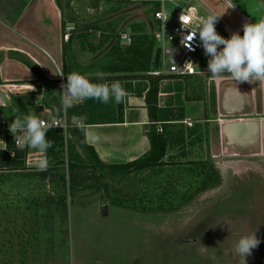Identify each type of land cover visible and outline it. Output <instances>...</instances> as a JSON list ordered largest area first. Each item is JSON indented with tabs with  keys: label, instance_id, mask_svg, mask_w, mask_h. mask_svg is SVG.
<instances>
[{
	"label": "rangeland",
	"instance_id": "rangeland-1",
	"mask_svg": "<svg viewBox=\"0 0 264 264\" xmlns=\"http://www.w3.org/2000/svg\"><path fill=\"white\" fill-rule=\"evenodd\" d=\"M229 1L253 23L264 18L258 0ZM191 4L203 17L219 16L216 31L224 38L230 36L224 25L232 26L237 18L221 1L194 0ZM163 7L170 12L176 9L170 2ZM67 27L73 30V25L65 24L63 34ZM145 43L141 39L136 46L142 48ZM165 44L171 42L166 39ZM153 50L154 46L151 61L155 63ZM207 61L201 59L196 65L207 66ZM201 76L162 82V90L171 89L162 96V109L177 118L183 111L189 118L185 124L175 120L171 129L183 130L185 141L169 144L159 166L113 170L110 176L75 147V140L72 144L68 140L67 147L62 146L64 163L40 170L37 164L25 165L28 147L10 149L11 156L25 150L24 166L16 172H0V264H80L82 260L87 264H264V115H232L241 111L234 108H241L242 91L248 98H256L264 81L236 84L227 73L213 76V80H209L212 75ZM203 90L208 98L199 97ZM59 99L62 105L60 93ZM204 99L215 120L197 124L198 112L208 116ZM1 111L0 118H23L28 112L14 99ZM32 112L38 119L49 116ZM238 119L260 124L258 135L251 130L246 138L241 135V145L236 142L239 137L234 140L235 135L230 138L221 129ZM44 159L47 161L46 153ZM68 161L75 165L70 172ZM118 206L136 210L135 229L127 220L108 228L107 220L101 219L96 225V218L88 222L90 217L84 213L85 208L103 214L111 211L108 217L113 221ZM146 209L151 210L150 215L143 216ZM143 224L145 231L139 230ZM252 232L260 243L244 259L236 255L235 244Z\"/></svg>",
	"mask_w": 264,
	"mask_h": 264
},
{
	"label": "crops",
	"instance_id": "crops-1",
	"mask_svg": "<svg viewBox=\"0 0 264 264\" xmlns=\"http://www.w3.org/2000/svg\"><path fill=\"white\" fill-rule=\"evenodd\" d=\"M219 1L237 18V22L232 26L226 25L229 28H235L240 22L239 15H245L229 0ZM258 1L264 9V0ZM246 23H253V20L246 17ZM65 24L73 25V30H70L67 39H63V25ZM154 25L151 6L142 1L0 0V87L34 82L42 84L41 93L38 95H13L7 90L0 89L9 100V106L14 99L16 105L28 110L27 115H31V113L34 115L32 112L34 110V113L41 111L49 116H58L64 111L71 127L84 126L86 146L94 152L92 163L103 171V166H98L97 162L104 166H113L112 170L120 171L121 168L117 166L131 162L149 150L146 131L150 124L153 123L155 127L156 125L162 126L161 122H151L149 118L144 100L146 89L141 94H137V89H135L139 84L147 85L148 79L131 77L135 75L149 76L146 75V72H149L153 67L150 66V70L146 72L134 71L136 67L129 62L133 58L134 48L138 41L147 38V43H145L147 45L144 44L140 48L144 51L143 61L145 63L146 48H148L149 39L153 38L151 30ZM241 32L242 29L239 34ZM121 33L129 34L130 41L123 42L119 38ZM137 36L138 38H136ZM135 40L136 43L132 49H128L129 43ZM113 70L117 72H113ZM119 70L125 71L119 72ZM58 71L65 76V82L66 76L73 72L85 75L89 79L97 78V74L102 73L103 78H106L103 81L104 84L118 81L124 89L125 95L119 104L114 103L111 99L108 104H102L95 100L96 107L87 114L79 113L83 101H75L72 107L65 111L59 101V93L61 97L62 93L54 88V80ZM118 76H126V78L117 79ZM195 76L199 79L203 78L201 75ZM39 77L42 79L40 80ZM191 77L194 76H188V78ZM170 79L177 78H161L156 107H164L162 106V96L170 94L171 89L162 90V82ZM202 82L206 86L205 81ZM36 96L42 97L40 101L33 99ZM202 96L208 98V94L206 95L204 90L199 97ZM241 101L244 100L241 99ZM204 102L207 109L205 113L208 116L204 118V114L198 112V116H195L197 124L203 121L210 124L215 120L210 116L211 111L206 99ZM186 114L183 112V117L178 124L186 123L185 120L189 118ZM200 114L201 116H199ZM120 115H122V122L83 124L87 117L104 121H118ZM70 129L63 136L65 148L68 145V140L70 144L75 140ZM75 147H79L80 151H83L80 145L75 144ZM229 147L232 146L229 145ZM87 154L89 155V153ZM58 191H56L57 195L60 194L57 193ZM146 210L142 211L143 216L150 215L148 211L151 210ZM110 212L106 211L103 214V212L99 213L98 209L94 211L84 209V213L90 217H88V222L91 217H95L96 225L100 224L101 219L103 222L107 220L105 224L108 228L113 224L118 225L127 220V225L131 224L132 229L136 228L135 209L119 208L118 206L114 210L117 219L113 221L108 217ZM145 226V224L139 225V230L145 231ZM134 238L135 236L132 235L131 240ZM80 264L87 263L82 260ZM96 264L110 263L97 261Z\"/></svg>",
	"mask_w": 264,
	"mask_h": 264
},
{
	"label": "clouds",
	"instance_id": "clouds-1",
	"mask_svg": "<svg viewBox=\"0 0 264 264\" xmlns=\"http://www.w3.org/2000/svg\"><path fill=\"white\" fill-rule=\"evenodd\" d=\"M219 16L214 14L203 17L199 21L196 31L190 32L184 38L187 43L191 41L198 31L200 45L204 54L209 57L207 61V73L218 76L224 73L230 74L236 84L264 81V18L254 23H245L243 34L233 32L228 38L219 35L215 24ZM98 79H103V74H97ZM62 106L66 111L72 107L75 101L88 99L97 100L102 104H108L110 99L119 104L125 95L124 89L118 81L111 84L95 83L77 72L66 76V82L61 84ZM56 125L46 124L34 115H25L17 118L9 125V131L19 139L21 148L28 147L39 153H45L52 146V142L46 139V132ZM47 161L41 159L37 167L40 170L47 168ZM260 240L255 232L242 235L235 244V253L238 256L251 254Z\"/></svg>",
	"mask_w": 264,
	"mask_h": 264
},
{
	"label": "built area",
	"instance_id": "built-area-1",
	"mask_svg": "<svg viewBox=\"0 0 264 264\" xmlns=\"http://www.w3.org/2000/svg\"><path fill=\"white\" fill-rule=\"evenodd\" d=\"M146 2L151 6V16L155 21V25L151 30V35L155 42L154 53H155V67H153L147 75L151 77H173L180 79L182 77L194 76V75H209L207 73V66H197L196 62L201 59H209L204 54L203 48L200 45L198 31L191 41H188L187 46L184 38L189 35L190 32L197 30L199 21L203 16L198 11V8L191 3L194 0H133ZM165 2L172 3L176 9L174 12H170L164 9L163 4ZM240 22L235 28H229L224 25V32L231 35L233 32L239 33L246 23ZM71 27H67L63 34V39H67ZM218 33V32H217ZM219 34V33H218ZM220 35V34H219ZM222 36V35H221ZM120 39L130 41V35L126 33L119 34ZM223 37V36H222ZM166 39L171 42V45L165 44ZM160 42V46H156V42ZM214 77H209V80H213ZM65 83L64 75L58 71L57 77L54 80V88L61 90V84ZM13 85H3L0 88L7 90L10 94ZM63 95V93H62ZM2 107L0 106V115ZM17 117L11 118H0V149L7 150L6 136L13 138V147L16 149L21 148L19 139L16 138L20 133L16 134V137L9 131V125ZM39 120L44 121L46 124L56 125L50 129H56L62 134H65L71 124L67 120L64 111L58 116L44 117ZM157 132L162 131L160 125L155 127ZM25 165L32 166L38 164L41 159H44V153L33 151L32 149L26 148ZM9 152V151H8ZM13 154V152H12Z\"/></svg>",
	"mask_w": 264,
	"mask_h": 264
},
{
	"label": "trees",
	"instance_id": "trees-1",
	"mask_svg": "<svg viewBox=\"0 0 264 264\" xmlns=\"http://www.w3.org/2000/svg\"><path fill=\"white\" fill-rule=\"evenodd\" d=\"M138 38V36L136 37ZM134 40V39H133ZM147 40V38H146ZM136 43L135 41H131L130 45L128 46V49H132L133 45ZM154 46V40L153 38L149 39L148 42V48H146V58L145 63L143 61L144 58V51L140 49L138 46H135L133 58L129 61L132 63L136 69L134 71H148L150 66L155 67V63L153 62L152 65H150L151 61V50ZM139 48V49H138ZM118 70V69H117ZM125 70H119V72H123ZM113 72H117L113 70ZM138 79L147 78L148 84H139L135 89H137V94H141L146 89L144 100L147 107V111L149 114V118L151 119V122H161L162 124V131L157 132L155 129L154 124H150L146 131V136L149 141V150L141 157L128 162L124 165L117 166L120 167L123 171H135V170H142L154 166H159L162 164V158L165 156L167 148L169 144H179L185 141L184 137L185 134L183 130H180L178 132L172 131L171 127L174 126L175 120H181L183 117V111H181L178 115V118L176 116L170 114L167 110L162 109L160 107H156L157 104V93L159 90L160 80L162 77H151V76H145V75H135L131 76ZM126 76H118L117 79H125ZM41 80L42 78L39 77ZM106 78L98 79L93 78L91 79L95 83H103V81ZM176 93L180 92V86L175 87ZM214 98V97H213ZM176 101L179 103V96L177 97ZM97 102L93 99L83 100V104L80 107L79 113H90L89 111L94 109L96 107ZM182 110V109H181ZM118 121H104L101 119H93L90 117H87V119L84 120L83 124H99V123H110V122H122V115L119 116L117 119ZM70 132L73 134V137L78 145L81 146L82 150L89 153V158L94 159V152L93 150L86 146L85 139H84V126H73L69 127ZM46 139L50 140L52 142V146L47 149L46 153V159H47V165L50 169L51 167L60 166L64 163L62 159V153H63V136L60 132H58L56 129H49L48 132H46ZM6 142H7V150L13 148V138L10 136H6ZM87 150V151H86ZM6 150L0 149V172L2 171H18L21 170L24 166L22 157L25 153V150H19L17 151L13 156L9 155V152ZM71 161V160H70ZM68 161L67 168L68 172L72 170L73 167H75L72 162ZM97 162V161H96ZM98 166H103L104 173H107L108 175L112 176V167L113 166H104L97 162ZM114 172V171H113ZM175 191V190H174Z\"/></svg>",
	"mask_w": 264,
	"mask_h": 264
},
{
	"label": "water",
	"instance_id": "water-1",
	"mask_svg": "<svg viewBox=\"0 0 264 264\" xmlns=\"http://www.w3.org/2000/svg\"><path fill=\"white\" fill-rule=\"evenodd\" d=\"M27 88L23 89L22 91H13L11 94L13 95H38L41 93V87L42 84L41 83H29V84H24ZM245 101H249L248 99H246ZM223 103H225L223 101ZM227 103V102H226ZM10 105L9 100L7 99L5 93L3 92V90L0 89V106L1 107H8ZM246 112V111H244ZM243 111L241 112H237L238 114H232V115H243L246 114ZM262 132L264 135V121L262 122ZM259 127L260 124L257 121H251V120H235L229 123H226L225 125H223L222 129H223V133L228 134L229 136L231 135H235L234 136V140H236V137H239L238 140H236V142L241 145V135H243L244 138H246V136H248L247 131L251 130L252 132H255V134H259ZM261 132V133H262ZM222 133V134H223ZM248 144L244 143V145H249L250 142H247Z\"/></svg>",
	"mask_w": 264,
	"mask_h": 264
},
{
	"label": "flooded vegetation",
	"instance_id": "flooded-vegetation-1",
	"mask_svg": "<svg viewBox=\"0 0 264 264\" xmlns=\"http://www.w3.org/2000/svg\"><path fill=\"white\" fill-rule=\"evenodd\" d=\"M223 93L224 92H222V94ZM242 95H243L242 99L244 101H241V108L240 107L234 108V110L240 109L241 112L246 111V112H244L246 114H243L240 116H245V115H250V114L252 115L255 113H257L256 115H260V116L264 115V83H262L260 89L256 90V92H255L256 98L254 96V93H253L254 98H250V97L248 98L247 96H245L244 91H242ZM247 98L249 100L248 102L245 101Z\"/></svg>",
	"mask_w": 264,
	"mask_h": 264
},
{
	"label": "bare ground",
	"instance_id": "bare-ground-1",
	"mask_svg": "<svg viewBox=\"0 0 264 264\" xmlns=\"http://www.w3.org/2000/svg\"><path fill=\"white\" fill-rule=\"evenodd\" d=\"M239 18L240 19H242V21L241 22H244L245 21V19H246V17L245 16H243V15H239ZM25 88H27L25 85H13L12 86V90H14V91H22L23 89H25ZM222 129V128H221ZM221 132V131H220ZM249 132V131H248ZM225 137V136H224ZM245 142V141H244ZM227 145L229 146L230 144L229 143H227ZM231 150H234V148L233 147H229Z\"/></svg>",
	"mask_w": 264,
	"mask_h": 264
}]
</instances>
